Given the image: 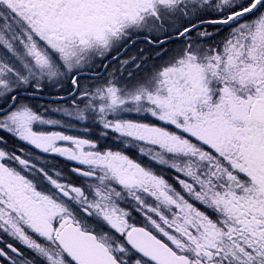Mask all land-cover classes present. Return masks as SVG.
<instances>
[{
    "label": "snow or ice",
    "instance_id": "snow-or-ice-1",
    "mask_svg": "<svg viewBox=\"0 0 264 264\" xmlns=\"http://www.w3.org/2000/svg\"><path fill=\"white\" fill-rule=\"evenodd\" d=\"M0 264H264V0H0Z\"/></svg>",
    "mask_w": 264,
    "mask_h": 264
},
{
    "label": "flooded vegetation",
    "instance_id": "flooded-vegetation-1",
    "mask_svg": "<svg viewBox=\"0 0 264 264\" xmlns=\"http://www.w3.org/2000/svg\"><path fill=\"white\" fill-rule=\"evenodd\" d=\"M73 134H75V133H73ZM60 163L63 165V161H61Z\"/></svg>",
    "mask_w": 264,
    "mask_h": 264
}]
</instances>
